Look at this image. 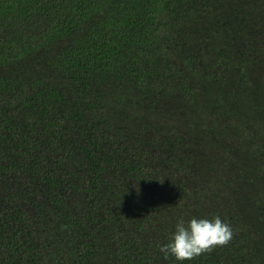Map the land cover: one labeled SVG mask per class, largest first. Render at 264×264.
<instances>
[{
	"label": "trees",
	"instance_id": "1",
	"mask_svg": "<svg viewBox=\"0 0 264 264\" xmlns=\"http://www.w3.org/2000/svg\"><path fill=\"white\" fill-rule=\"evenodd\" d=\"M215 216L183 264H264V0H0V264H180Z\"/></svg>",
	"mask_w": 264,
	"mask_h": 264
},
{
	"label": "clouds",
	"instance_id": "2",
	"mask_svg": "<svg viewBox=\"0 0 264 264\" xmlns=\"http://www.w3.org/2000/svg\"><path fill=\"white\" fill-rule=\"evenodd\" d=\"M233 237L231 226L219 216L209 218L183 217L176 223L167 243L160 246L159 251L165 258L172 256L183 264L186 260L211 251L216 246H224Z\"/></svg>",
	"mask_w": 264,
	"mask_h": 264
},
{
	"label": "flooded vegetation",
	"instance_id": "3",
	"mask_svg": "<svg viewBox=\"0 0 264 264\" xmlns=\"http://www.w3.org/2000/svg\"><path fill=\"white\" fill-rule=\"evenodd\" d=\"M49 155H50V158H51V157H54L55 154H54V153H50ZM44 156H45V155H44ZM45 198H46V197H43L42 199H45Z\"/></svg>",
	"mask_w": 264,
	"mask_h": 264
}]
</instances>
